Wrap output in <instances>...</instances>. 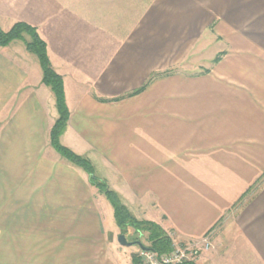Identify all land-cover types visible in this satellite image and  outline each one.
I'll list each match as a JSON object with an SVG mask.
<instances>
[{
    "label": "crops",
    "instance_id": "crops-1",
    "mask_svg": "<svg viewBox=\"0 0 264 264\" xmlns=\"http://www.w3.org/2000/svg\"><path fill=\"white\" fill-rule=\"evenodd\" d=\"M17 21L62 76L61 143L134 217L208 236L202 264H264V0H0ZM57 116L36 56L0 46V264H123Z\"/></svg>",
    "mask_w": 264,
    "mask_h": 264
},
{
    "label": "trees",
    "instance_id": "trees-1",
    "mask_svg": "<svg viewBox=\"0 0 264 264\" xmlns=\"http://www.w3.org/2000/svg\"><path fill=\"white\" fill-rule=\"evenodd\" d=\"M14 40H20L24 44L25 49L37 57L42 69V82L50 88L54 95L58 116L49 131L51 146L61 156L71 163L81 167L89 174L90 182L104 193L113 206L114 218L122 233L126 226H131L136 233H139L140 235L145 234L144 237L148 242L146 247L155 249L159 252L169 251L171 249V239L163 228L153 221L137 219L134 217L123 204L119 195L108 187L106 181L98 178L94 174V169L89 159L75 153L61 143L60 135L66 126L69 114L64 96L63 79L62 76L52 68L47 54L46 43L39 35L36 27L24 21H17L14 22L8 30H2L0 28V46H6ZM160 74L161 73L158 72L152 73L142 87L131 93L138 92L145 87L153 77ZM136 238L140 240L138 236ZM132 261L135 264H141L137 255L133 257Z\"/></svg>",
    "mask_w": 264,
    "mask_h": 264
},
{
    "label": "built area",
    "instance_id": "built-area-1",
    "mask_svg": "<svg viewBox=\"0 0 264 264\" xmlns=\"http://www.w3.org/2000/svg\"><path fill=\"white\" fill-rule=\"evenodd\" d=\"M170 239L169 251L159 252L148 247L139 248L136 255L141 264H202L203 254L211 248L208 236L186 243L176 242L171 237Z\"/></svg>",
    "mask_w": 264,
    "mask_h": 264
},
{
    "label": "rangeland",
    "instance_id": "rangeland-1",
    "mask_svg": "<svg viewBox=\"0 0 264 264\" xmlns=\"http://www.w3.org/2000/svg\"><path fill=\"white\" fill-rule=\"evenodd\" d=\"M213 50V49H211ZM217 50V49H216ZM34 55V54H33ZM37 58V57H36ZM96 174H99V171H96ZM97 196L99 195L100 199H105V205L107 206L106 211H108L109 215V221H111L113 229H115V234L119 235L122 233L120 227L116 224L115 218H114V211H113V206L111 205L110 201L106 198L103 192H101L98 188L96 190ZM134 228L131 226H126L124 228L123 234L126 238V240H131L134 236H138L140 238V241L144 243L145 245L148 244V242L145 239V234L140 235L139 233H134ZM117 237V236H116ZM145 239V240H144ZM121 249L125 252V258L123 260V264H135L131 260L132 254L137 250L138 245H129V246H120ZM129 256V258H128Z\"/></svg>",
    "mask_w": 264,
    "mask_h": 264
},
{
    "label": "water",
    "instance_id": "water-1",
    "mask_svg": "<svg viewBox=\"0 0 264 264\" xmlns=\"http://www.w3.org/2000/svg\"><path fill=\"white\" fill-rule=\"evenodd\" d=\"M117 241L122 245H138L140 248H145L141 241L135 239V240H126L123 233H120L117 237Z\"/></svg>",
    "mask_w": 264,
    "mask_h": 264
}]
</instances>
